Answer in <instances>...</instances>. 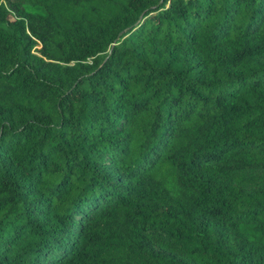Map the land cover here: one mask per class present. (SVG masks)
Listing matches in <instances>:
<instances>
[{
    "label": "trees",
    "instance_id": "1",
    "mask_svg": "<svg viewBox=\"0 0 264 264\" xmlns=\"http://www.w3.org/2000/svg\"><path fill=\"white\" fill-rule=\"evenodd\" d=\"M0 264H264V0H0Z\"/></svg>",
    "mask_w": 264,
    "mask_h": 264
}]
</instances>
